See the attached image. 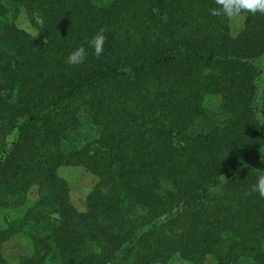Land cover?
<instances>
[{"label":"trees","instance_id":"1","mask_svg":"<svg viewBox=\"0 0 264 264\" xmlns=\"http://www.w3.org/2000/svg\"><path fill=\"white\" fill-rule=\"evenodd\" d=\"M216 7L0 0V207L37 196L0 227V244L18 231L33 243L14 264H264V198L251 191L264 171V14L241 13L231 35ZM20 11L42 17L44 39L16 25ZM59 166L95 176L83 211Z\"/></svg>","mask_w":264,"mask_h":264},{"label":"rangeland","instance_id":"2","mask_svg":"<svg viewBox=\"0 0 264 264\" xmlns=\"http://www.w3.org/2000/svg\"><path fill=\"white\" fill-rule=\"evenodd\" d=\"M109 0H97L101 4H105ZM244 16L228 18L229 30L231 35H235L241 28ZM16 25L32 35H36L40 31V37L44 39L45 33L41 31V24L37 22V17L33 21H29L25 14L20 11L16 17ZM264 62V57L262 59ZM220 102V96L217 94L205 95L202 99V106L214 110ZM15 133H10L7 138V144L13 140ZM55 174L64 180L67 187V201L76 210L83 211L85 207V196L96 182L95 176L90 174L80 166H59L54 170ZM36 189L31 188L27 193L24 203L19 207L1 208L0 207V227L8 222H13L21 219L27 207L32 205L36 200ZM24 230L28 226H22ZM33 243L26 236L23 231L15 232L6 241L0 244V254L3 258L2 264H14L19 257L28 256L33 253ZM56 262L55 256H48L45 264H54ZM165 264H185L183 260L177 256L171 257ZM203 264H214L211 257H206ZM236 264H252L248 258H241Z\"/></svg>","mask_w":264,"mask_h":264},{"label":"clouds","instance_id":"3","mask_svg":"<svg viewBox=\"0 0 264 264\" xmlns=\"http://www.w3.org/2000/svg\"><path fill=\"white\" fill-rule=\"evenodd\" d=\"M214 2L218 7L210 9V14L218 17L235 18L239 17L241 13L255 15L259 12L264 14V0H214ZM37 22L42 25V17L37 16ZM104 42V29L101 28L88 41L94 50L95 56L99 57L103 53ZM86 56L87 50L81 45L69 53L66 62L69 65H78L85 60ZM251 191L258 193L261 198H264V171L259 172L257 175L256 182L252 185Z\"/></svg>","mask_w":264,"mask_h":264}]
</instances>
